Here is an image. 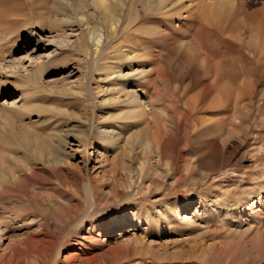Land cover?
Here are the masks:
<instances>
[{
	"label": "rangeland",
	"instance_id": "rangeland-1",
	"mask_svg": "<svg viewBox=\"0 0 264 264\" xmlns=\"http://www.w3.org/2000/svg\"><path fill=\"white\" fill-rule=\"evenodd\" d=\"M225 2L156 22L138 6L144 18L94 56L83 27L48 18L55 0H0V212L22 250L0 264H264V0ZM119 71L136 74L108 77ZM113 85L139 101L103 104ZM143 160L157 183L134 196ZM34 202L82 210L44 232ZM126 211L135 233L108 230ZM44 235L51 252H27Z\"/></svg>",
	"mask_w": 264,
	"mask_h": 264
},
{
	"label": "bare ground",
	"instance_id": "bare-ground-1",
	"mask_svg": "<svg viewBox=\"0 0 264 264\" xmlns=\"http://www.w3.org/2000/svg\"><path fill=\"white\" fill-rule=\"evenodd\" d=\"M55 1H56V5L53 6V9L52 8L50 9L48 18L51 19L52 16H54V14L56 17V13L62 14V16L59 15L60 16L59 19L61 20L64 26L66 27L69 26V29H72V30L74 26H77V25H79L80 27H83V39L87 43L86 48L88 49L89 54L94 55V56H99L100 54H102L105 48L108 45H110L111 41H113L114 39L122 35H128V33L131 31L132 24L137 23L141 19L144 18L142 17L141 11L137 9L138 6L142 5V9L144 10L143 12H146L145 14L152 13L153 15L158 16L156 18L155 17L151 18L152 21L156 22V21H160L163 19L174 17L175 15H178L179 13L182 14V11H185V13L187 14L191 13L192 8L194 6H196L195 7L196 9L195 10L193 9L194 13L193 11L192 13L193 15H195V11L199 13L204 8H206L208 6V2H211V1H213V5L211 6L212 9L218 6H220V8H223L227 4L225 0H55ZM26 5L27 7L31 6L25 1V6ZM178 9H180L181 12L179 11L178 14H176L177 12L174 13V11H177ZM87 10L88 11L91 10L92 13L86 14V12H88ZM5 14L6 13L4 12V15ZM4 15L0 14V23L8 20V18L5 17ZM8 16L10 17V15ZM92 18H97L95 19L97 23H94L93 25H91L90 19ZM52 25L49 28H53ZM53 31L54 30H52V32ZM9 37L10 36L0 37V43H3L4 41L10 39ZM81 42L82 40L80 38L79 44ZM0 50H1V46H0ZM1 56L2 55L0 53V58ZM119 59L129 60V57L128 55H123V56H120ZM45 67H47L46 63H42L41 65L37 66L35 68V71L33 72L35 74V77L38 78L37 74H40V72L43 71ZM115 74H116L115 77H111ZM134 74L136 73H134L133 71L129 74L124 75L121 71H119V72L110 73L108 77L111 78L112 80L113 79L121 80L123 81V84L124 83L126 84L125 80L132 77ZM113 87L114 89H112ZM113 87L112 88L108 87L107 89H101L97 91V95L100 98L101 96L103 98L102 100L103 104H112V105L120 104L122 103V101H120L121 96H125L127 98V101H128L127 103H137L139 101L136 98L137 94L134 92L133 93L127 92L124 85L123 87L122 86L117 87V85H113ZM71 89L76 94L82 95L85 98V93L78 87V85H77V88H71ZM141 103L142 102H140L139 104V108L141 109L138 110V113L144 114L145 113V111H143L144 107ZM136 111L133 113V115L137 114ZM1 118L3 119V117ZM98 134L102 135L106 139V143L108 141V144H114L113 142L114 137L111 131H107L106 129L104 131L99 130ZM58 147L62 148L60 145ZM82 147H84L86 150L88 149L87 146L83 145ZM228 150L229 148L226 144L221 146V150L220 148L218 149L219 162H220V152H221V158H224L228 156L227 155ZM234 154H235L234 151H232L228 159H226L227 160L226 164L230 163ZM138 164L139 165L136 166L135 170L133 171L134 173L133 182L135 185L134 186L135 190H134L133 195L134 196L141 195L143 190L142 189L139 190V188L142 185L146 184L147 183L146 181L150 183L147 188L146 193H153L152 192L153 187L156 185L157 181L153 178L148 179L146 177V171L149 168H148L147 163L144 160L140 161V163ZM165 167L169 172H172L174 169L173 162L166 161ZM29 171L31 173L32 168H30ZM22 172L14 174L13 179H12L14 180V182L18 181L19 185H20L21 177H23V175L25 174V173L21 174ZM117 191H118L119 196H122V193H119L120 192L119 190ZM33 208H34L35 213L40 217V221L43 222L39 224L38 228H40L41 230H44V232L47 231L48 228L54 229L60 226L63 227L64 223H67L68 220L77 218L78 214L82 210L80 206H74V207L66 208L67 210L64 209V207H62L54 211H49L46 208L42 207L41 205L36 204L35 202L33 204ZM158 213H162L163 215H165V210L162 209V212H158ZM149 214H150L149 212L144 213V216H146L145 217L146 219L150 217ZM152 215L154 217H157L158 214L156 211H153ZM141 219L142 218L140 217L139 212L134 213L133 211H131L130 213L129 211L127 213H121L112 222H110L111 225L109 226L108 230L123 229L122 231L128 230L127 232L129 233L131 232L135 233V230L133 228L135 226H133L134 224L133 222L140 225L139 223ZM3 224L4 223L2 222L1 212H0V253L1 252L3 253L4 259H5L4 261L11 262L13 260V257L19 258V256L22 255V252H21L22 250L18 251V249H16V245H15L16 243H13V238L8 234L5 226H2ZM45 238H46V235H44V238H31L30 240H28V242L26 243L27 249H28L27 252L34 251L38 255H43V256H45L47 253H50L52 247L51 245H47ZM7 239H10V241L6 245H4V242ZM24 250L25 249H23V251ZM75 256L78 257V254L75 253ZM72 258L74 259V257H71L65 260L67 261L70 259L72 260Z\"/></svg>",
	"mask_w": 264,
	"mask_h": 264
}]
</instances>
